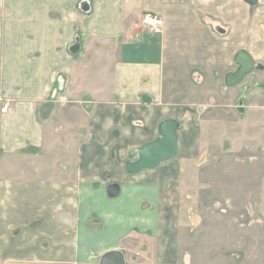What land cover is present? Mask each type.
<instances>
[{"label":"crops","instance_id":"obj_1","mask_svg":"<svg viewBox=\"0 0 264 264\" xmlns=\"http://www.w3.org/2000/svg\"><path fill=\"white\" fill-rule=\"evenodd\" d=\"M261 1L0 0V264L256 263L186 249L180 155L125 165L167 118L182 152L193 80L225 82L241 49L264 64ZM148 12L160 31L134 27Z\"/></svg>","mask_w":264,"mask_h":264},{"label":"rangeland","instance_id":"obj_2","mask_svg":"<svg viewBox=\"0 0 264 264\" xmlns=\"http://www.w3.org/2000/svg\"><path fill=\"white\" fill-rule=\"evenodd\" d=\"M251 76L258 85L240 105ZM193 82L191 129L177 155L184 158L182 242L214 260L254 257L264 264V71L253 70L233 87L225 86L222 71Z\"/></svg>","mask_w":264,"mask_h":264},{"label":"water","instance_id":"obj_3","mask_svg":"<svg viewBox=\"0 0 264 264\" xmlns=\"http://www.w3.org/2000/svg\"><path fill=\"white\" fill-rule=\"evenodd\" d=\"M250 5H255L259 0H245ZM88 7V6H87ZM86 9V6H83ZM88 9V8H87ZM236 70L226 74L225 84L233 87L240 84L253 70H264L263 63H257L246 49L237 52L234 58ZM244 98H242V101ZM181 123L178 119L167 118L160 124V137L140 147L138 156L127 160L126 171L130 174L137 173L145 168L155 167L163 162L174 159L179 152V129ZM119 183H112L108 187V195L112 198L120 194ZM124 253L120 250L107 252L101 257L100 264H125Z\"/></svg>","mask_w":264,"mask_h":264},{"label":"built area","instance_id":"obj_4","mask_svg":"<svg viewBox=\"0 0 264 264\" xmlns=\"http://www.w3.org/2000/svg\"><path fill=\"white\" fill-rule=\"evenodd\" d=\"M163 25V18L157 13L148 12L142 18L134 23V27L138 30L160 31ZM5 106L3 111L6 110Z\"/></svg>","mask_w":264,"mask_h":264}]
</instances>
